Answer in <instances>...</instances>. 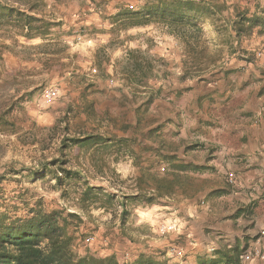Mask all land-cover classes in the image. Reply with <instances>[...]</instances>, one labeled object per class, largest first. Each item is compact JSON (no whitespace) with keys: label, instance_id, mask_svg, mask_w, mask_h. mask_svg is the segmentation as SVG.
Instances as JSON below:
<instances>
[{"label":"rangeland","instance_id":"374dc122","mask_svg":"<svg viewBox=\"0 0 264 264\" xmlns=\"http://www.w3.org/2000/svg\"><path fill=\"white\" fill-rule=\"evenodd\" d=\"M223 1L229 7L224 17L231 16L233 6L248 7L251 13L254 4L253 0ZM140 2L61 0L43 6L40 9L44 13L61 21L49 36L54 45L45 47L40 38L26 40L19 36L18 43L2 49L0 113L7 111L22 128L15 134L0 133V175H5L0 182V211L7 207L11 214H22L25 208L21 201L41 198L45 209L65 207L66 212L80 214L82 222L71 227L75 232L74 247L80 253L89 249L101 256L115 254L123 261L145 251L167 259L169 264H195L198 255L212 253L210 247L221 239L219 234L223 233L224 242L229 243L234 240L230 234L236 229L232 221L225 224L231 211L227 206L234 201L228 196L234 179L227 175L221 178L217 160L220 150L203 147L209 138L205 136L204 120L197 121L198 111L200 117L205 113L211 116L209 108L217 102L212 98L208 105H202L207 92L212 94L221 86H228L230 77H243L248 71L251 76L254 70L249 65L258 68L264 79V33L258 34L254 29L236 41L229 27L220 28L222 22L203 18L204 38L211 52L221 49L223 70L215 75L207 71L203 80L190 82L192 87L182 91L179 89L186 83L178 80L181 52L175 40L152 25L109 32L110 14L120 3L133 7ZM229 42L234 50L228 51ZM128 48L163 59L166 64L161 69L168 71L167 77L150 78L147 87L138 90L128 86L114 71L116 59ZM51 50L58 54L46 61V51ZM100 64L108 76L101 75L97 66ZM158 87L160 92L147 103L149 89ZM26 90H33L31 98L16 102ZM200 93L202 96L196 98ZM67 121L69 134L88 131L126 141L117 155L111 150L105 152L107 165L104 164L102 174L87 164L71 163L83 168L91 185L116 195L113 206L94 205L80 210L72 200L66 201L52 189L54 180L49 173L43 179L28 173V168L42 162L38 160L43 156L58 154ZM199 122L203 123L198 125ZM214 124L211 121L209 127L212 129ZM35 139L39 143L32 142ZM196 142L202 145L187 148ZM170 153L175 154V161L205 163L212 169L179 174L173 197L155 198L144 206L131 204L129 197L122 230L117 201L135 192V177L141 168H149L155 175L165 174L169 166L161 162V157ZM84 156L81 161H86ZM222 184L229 190L217 196L212 190Z\"/></svg>","mask_w":264,"mask_h":264},{"label":"trees","instance_id":"16d2710c","mask_svg":"<svg viewBox=\"0 0 264 264\" xmlns=\"http://www.w3.org/2000/svg\"><path fill=\"white\" fill-rule=\"evenodd\" d=\"M59 1L61 0H0V60L2 49L18 43L19 36L26 40L40 38L45 42V47L53 46L54 44H50L53 39H49V36L52 28L59 26L61 21H57L52 14L44 13L40 8ZM253 3L251 13L248 7L239 9L233 6L230 17L223 15L229 9L223 0H141L138 6L133 7L128 3H120L110 14L109 32L152 25L172 37L181 52V73L178 80L186 83L179 90L185 91L192 87L190 82L203 80L207 71L215 75L223 70L220 63L221 49L215 52L209 50L201 26L202 19L213 17L217 23L222 22L219 24L220 28L229 27L230 35L236 41L242 36H249L254 29L258 34H263L264 0H253ZM227 49L234 50L232 43H227ZM46 54L49 55L47 61L54 59L58 52L51 50L46 51ZM165 64L163 59L148 55L145 51L128 48L116 59L114 71L128 86L138 90L141 87L146 88L150 78H166L168 71L161 69ZM97 66L102 76H108L101 64ZM160 88L149 89L147 103L160 92ZM44 90L40 92L42 95ZM32 92L33 90L24 91L18 95L16 102H19V98L30 99ZM7 114V111L0 113V133L15 134L22 126ZM49 129H54V125ZM63 130L64 134L61 135L57 147L58 154L50 158L43 156L38 160L42 162L28 168V173L39 179L49 173L54 180L52 189L59 192L66 201L67 198L72 200L80 210H88L94 205L101 208L113 206L116 195L91 185L83 168L76 166L87 164L96 173L102 174L104 164L107 165L104 162L105 152L111 150L117 155L126 145V141L88 131L69 134L68 121ZM39 141L35 139L32 142ZM201 145L202 143L196 142L187 148ZM83 155L86 161H81ZM175 157L174 153L162 155L161 162L169 166L162 176L151 173L149 168H141L135 177V192L124 195L117 201L121 207L118 217L122 230L125 229L129 197L130 203L138 206L151 204L155 198L173 197L179 174L212 169L205 163L175 161ZM4 176L0 175V182ZM228 190L216 188L212 192L220 196ZM21 202L25 208L22 214H11L7 207L0 211V264H169L167 259L145 251H139L131 259L123 261L115 254L101 256L89 249L80 253L74 247L75 232L71 230L72 226L76 228L82 222L80 214L76 211L66 212L65 207L45 209L41 198L33 202ZM246 248L247 245L242 239L235 238L229 243L216 240L210 247L212 253L198 255L195 264H247L242 257Z\"/></svg>","mask_w":264,"mask_h":264},{"label":"crops","instance_id":"0c3cea01","mask_svg":"<svg viewBox=\"0 0 264 264\" xmlns=\"http://www.w3.org/2000/svg\"><path fill=\"white\" fill-rule=\"evenodd\" d=\"M249 66H253L249 67L254 70L252 77L248 71L243 77H230L229 85L215 93L207 92L202 105H208L212 98L217 103L209 108L211 116L205 113L200 117L198 111L197 121L203 119V128H207L209 141L203 147L213 146L221 152L217 157L221 178L227 175L234 179L228 195L234 201L227 206L231 208L230 219L225 220V224L235 223L230 236L246 243L245 263L264 264V79L258 68ZM211 121L215 123L212 129ZM211 140L214 143L210 144ZM216 188L224 189V184ZM219 238L224 241V234Z\"/></svg>","mask_w":264,"mask_h":264}]
</instances>
